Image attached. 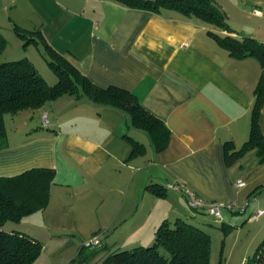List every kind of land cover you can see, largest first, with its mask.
Instances as JSON below:
<instances>
[{
    "label": "crops",
    "instance_id": "1",
    "mask_svg": "<svg viewBox=\"0 0 264 264\" xmlns=\"http://www.w3.org/2000/svg\"><path fill=\"white\" fill-rule=\"evenodd\" d=\"M212 1L230 33L175 11L156 14L114 0H0L4 61L27 58L54 85L43 59L46 45L92 86L133 95L168 130L158 151L124 112L87 95L64 94L40 109L6 115L0 177L54 172L46 208L10 227L42 243L33 264H69L96 234L103 245L89 264H97L108 252L150 246L156 228L177 219L203 230L210 223L213 230L231 229L239 222L233 214H241L240 230L255 226V239L264 235V215L254 218L264 210V160L251 149L227 162L249 138L260 62L229 56L209 35L264 45V0ZM18 32L37 43L24 47ZM258 124L264 137V104ZM125 136L142 150L132 154ZM238 181L244 185L236 187ZM174 182L222 204L223 221L190 210L181 193L164 190ZM234 206L242 209H229Z\"/></svg>",
    "mask_w": 264,
    "mask_h": 264
},
{
    "label": "trees",
    "instance_id": "2",
    "mask_svg": "<svg viewBox=\"0 0 264 264\" xmlns=\"http://www.w3.org/2000/svg\"><path fill=\"white\" fill-rule=\"evenodd\" d=\"M114 1L131 9L156 14L175 11L187 18H197L219 31L231 32L224 13L212 0ZM17 34L24 40V47L31 42L37 43L26 34ZM209 35L229 56L256 57L260 62L261 74L250 114L249 138L239 150L227 154V162L234 163L251 149L257 151L262 161L264 137L258 119L264 104V45L250 38L239 40L211 32ZM5 47L6 40L0 33V147L6 137V115L14 116L21 111L40 109L57 97L69 94L77 97L87 95L94 101L121 110L129 117L133 126L149 134L156 150L165 148L167 128L147 113L130 93L117 88L99 89L92 86L61 54L45 45L43 57L57 78L54 85H48L27 58L4 61L1 56ZM125 138L132 144V154L142 150L141 144L127 136ZM53 176V170L39 168L13 177H0V264H33L38 259L42 243L29 234L10 227L46 208ZM219 227L221 230L227 228L223 224ZM210 242V235L199 227L180 219L173 223L163 221L156 228L150 246L108 252L97 264H210ZM101 248L102 246L89 250L82 247L69 264H89L90 259ZM242 264H264V240L259 243L252 257Z\"/></svg>",
    "mask_w": 264,
    "mask_h": 264
},
{
    "label": "rangeland",
    "instance_id": "3",
    "mask_svg": "<svg viewBox=\"0 0 264 264\" xmlns=\"http://www.w3.org/2000/svg\"><path fill=\"white\" fill-rule=\"evenodd\" d=\"M12 45V44H11ZM21 58H14L8 56L5 60L8 62H13ZM44 59V58H43ZM46 69L49 70V67ZM52 72V71H51ZM53 73V72H52ZM54 74V73H53ZM55 75V74H54ZM237 217L239 222H237V227L225 228L224 230L218 226L216 229L213 223H210L212 227H204V231L210 235V264H241L242 259L244 262L250 259L255 252L259 243L264 240V235L260 236L259 239H255L257 228L245 226L243 230H240L245 222V218L241 220V214H233ZM213 220V218H209ZM223 221L222 218L220 220ZM85 241V240H84ZM83 243V242H82Z\"/></svg>",
    "mask_w": 264,
    "mask_h": 264
},
{
    "label": "built area",
    "instance_id": "4",
    "mask_svg": "<svg viewBox=\"0 0 264 264\" xmlns=\"http://www.w3.org/2000/svg\"><path fill=\"white\" fill-rule=\"evenodd\" d=\"M257 14V12H254ZM42 119L46 120V115L42 116ZM244 184L242 181L236 182V187H242ZM164 190L166 191H176L178 193H181L187 201V206L192 211H199L204 212L212 217H214L216 220H221L220 210L223 207L222 204L216 203V202H206L201 197H199L195 192L189 190L184 184L180 182H174V183H167L164 185ZM229 209H237L240 210L242 208H239L237 206L229 207ZM261 215H264V210H258L257 213L254 215V218H258ZM82 246L89 250L98 249L102 246V241L100 239L99 235H93L87 240L83 241Z\"/></svg>",
    "mask_w": 264,
    "mask_h": 264
}]
</instances>
